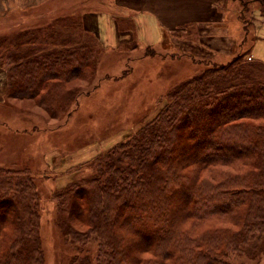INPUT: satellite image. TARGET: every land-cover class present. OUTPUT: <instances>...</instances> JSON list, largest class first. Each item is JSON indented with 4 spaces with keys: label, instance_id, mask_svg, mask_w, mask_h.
Here are the masks:
<instances>
[{
    "label": "trees",
    "instance_id": "1",
    "mask_svg": "<svg viewBox=\"0 0 264 264\" xmlns=\"http://www.w3.org/2000/svg\"><path fill=\"white\" fill-rule=\"evenodd\" d=\"M237 1L243 38L231 61L185 55L191 75L151 121L99 154L89 175L46 192L73 245L65 264H264V82L254 69L264 64L245 59L250 1ZM254 2L264 15V0ZM80 44L11 53L8 97L38 99L48 115L68 117L84 92L72 97L53 82L82 75L93 47ZM29 171L0 167V264H42L47 184Z\"/></svg>",
    "mask_w": 264,
    "mask_h": 264
},
{
    "label": "rangeland",
    "instance_id": "2",
    "mask_svg": "<svg viewBox=\"0 0 264 264\" xmlns=\"http://www.w3.org/2000/svg\"><path fill=\"white\" fill-rule=\"evenodd\" d=\"M33 1L0 0V65L8 63L7 57L18 51L27 53L33 50L45 54L55 50L50 52L52 54L56 50L63 52L66 48H79L81 42L93 47L91 59L80 77L69 82H53L62 86L67 95L73 97L84 92L91 94L90 97L83 99L78 95V105H81L70 103V117L48 115L38 99L11 101L16 113L11 122L17 131L10 129L12 132L8 134L7 146L0 150V167H26L39 181L47 184V191H43L41 199L42 264H65L71 253L69 248L73 245L59 229L54 212L55 200H50L46 192H52V187L62 191L74 181L89 175L99 154L110 151L151 121L165 106L166 93L187 79L195 66L185 55L155 52L148 46L144 47V51L131 49L130 46L117 51L101 47L91 34L83 31L79 22L81 12L95 9V4L85 5L82 0H40V5L33 8ZM253 2H249L245 17L256 19L257 28L263 25L264 29V15L259 11L252 13L253 9H259L257 2L250 4ZM240 8L233 2L227 7L235 23H238L236 16ZM249 29L245 34L249 33L251 38L253 28ZM184 44L185 49L191 46L193 54L199 55L195 59L209 58L201 44ZM250 44H245L244 49ZM256 54L264 56V44L257 46ZM215 61L227 64L231 58ZM235 65L236 61L230 64ZM186 67L191 68L188 75H184ZM254 69L261 70L260 80L264 82V66ZM97 85L99 89H96ZM42 93L46 94V91ZM63 102L67 103V100L61 101L59 106ZM54 105L58 106L57 103ZM35 125L34 130L38 132L29 138L27 133ZM26 128L29 129L24 132ZM77 153L80 154L79 159L68 156ZM73 226L78 225L73 223ZM86 229L79 227L82 231Z\"/></svg>",
    "mask_w": 264,
    "mask_h": 264
},
{
    "label": "crops",
    "instance_id": "3",
    "mask_svg": "<svg viewBox=\"0 0 264 264\" xmlns=\"http://www.w3.org/2000/svg\"><path fill=\"white\" fill-rule=\"evenodd\" d=\"M34 1L33 8H36L40 5V0ZM229 1L82 0V4L88 5L91 3L95 4L96 7L95 9L92 8L91 11L83 10L79 16V22L80 27L86 34H91L101 47H105L110 51H117V49L126 48V46L144 51V47L148 46L155 52L161 51L164 54L199 56L193 54L194 50L191 46H188L187 49L184 48V43H191L201 44L205 47L206 56L218 60L224 57L231 58L237 51L243 35L240 22L237 20L238 23H235L232 15L227 10L229 4L233 2L229 3ZM233 3L239 5L237 0ZM250 4L253 5L254 2ZM257 11L253 9L252 13ZM248 20H250L253 30L250 32L251 38L249 39L252 42L245 59L251 62L264 63V56L256 54L257 46L264 44L263 25H258L260 28H257L256 19L249 18ZM20 53L22 51H18L17 54ZM142 56L143 54L141 58H143ZM21 61L24 62L25 59H17V65L21 64ZM8 74L9 66H7V63L1 64L0 150L7 146L6 140L11 131L10 126L14 127L11 119L16 116L11 102L14 100L7 95ZM96 89H99L98 85ZM90 95L83 93L81 98H89ZM36 127L37 125L32 126L31 131ZM27 129L29 128L24 129V131H27ZM15 131H17V128ZM4 136L5 138H2ZM78 155L80 154L68 156L74 159V157L78 158Z\"/></svg>",
    "mask_w": 264,
    "mask_h": 264
},
{
    "label": "bare ground",
    "instance_id": "4",
    "mask_svg": "<svg viewBox=\"0 0 264 264\" xmlns=\"http://www.w3.org/2000/svg\"><path fill=\"white\" fill-rule=\"evenodd\" d=\"M11 125V124H10ZM11 128H13V129H16V128H14L12 125L10 126Z\"/></svg>",
    "mask_w": 264,
    "mask_h": 264
}]
</instances>
